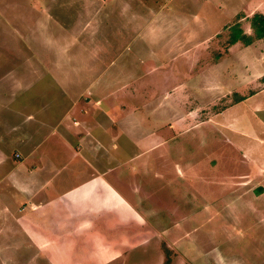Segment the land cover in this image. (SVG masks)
<instances>
[{
  "label": "rangeland",
  "instance_id": "1",
  "mask_svg": "<svg viewBox=\"0 0 264 264\" xmlns=\"http://www.w3.org/2000/svg\"><path fill=\"white\" fill-rule=\"evenodd\" d=\"M259 16L264 0H0V121L22 120L36 92L56 109L61 93L70 107L102 104L111 119L107 154L92 161L108 184L87 205L96 223L71 221L54 260L84 264L92 250L108 248L110 232L129 225L111 217L102 229L100 215L123 201L139 203L154 232L127 256L108 257L117 264H264V39L252 25ZM95 70V81L83 76ZM90 171L84 166L80 178ZM3 212L0 264H57Z\"/></svg>",
  "mask_w": 264,
  "mask_h": 264
},
{
  "label": "crops",
  "instance_id": "2",
  "mask_svg": "<svg viewBox=\"0 0 264 264\" xmlns=\"http://www.w3.org/2000/svg\"><path fill=\"white\" fill-rule=\"evenodd\" d=\"M121 32L124 31L120 30L119 33ZM80 59L89 64L94 63L87 58L75 57V60ZM95 72L94 74L92 71L84 72L83 76L95 81L99 71ZM50 92L54 93L52 90ZM61 95H63L60 99L62 103L59 102L60 106H63L61 109H56L57 105L45 101V95L36 92L33 104H26L27 106L21 110L22 120L15 124L0 121V126L5 132L0 135V207L10 216H5L3 212V217L17 224L22 237L31 239L32 247L45 256H51L50 261H56L57 264L59 260L53 259L58 257L57 241L68 238L64 234L70 228L69 223L71 221L79 225L96 223L95 219L89 218L90 211L87 210L91 207L87 205L97 203L98 195H94L93 192L107 193L108 184L106 186L104 179L106 177L104 173L107 171H98L92 161L99 159L96 160L97 165L99 164L98 161L107 154L104 143L113 135L108 128L111 122L108 110L102 104L100 107L97 103L93 105L92 102H87L84 106L73 103L70 107L71 104L66 102L67 95L65 93ZM55 116L56 120L53 119ZM9 130L11 131L8 132ZM113 138L117 140L119 137ZM10 145L16 146L14 154L11 155L8 154ZM89 145L94 147L89 148ZM56 153L59 154L58 162ZM60 153H63V157ZM95 154L97 156H94ZM84 166H92L93 169V173L90 171L88 176L86 175L88 178L85 179V176L80 178ZM73 173L77 180H82L79 184H72ZM98 181L104 191L94 187ZM7 182L9 185L4 188L3 185ZM73 185L81 187L69 188ZM120 188L118 185V189ZM77 191L80 194L75 195ZM24 200L27 203H18ZM122 203L120 201L111 203L107 219L104 216L106 212L101 213L100 218L102 223L104 222L102 229L105 224L112 222L111 217L117 221H125L129 227L127 229L120 227L118 234L110 232L115 240L107 238L108 248H99L98 244L99 251L92 250L89 254L85 252L89 258L84 264L95 262L117 264L115 259L108 257H114L115 253H118L115 256L124 254L127 256V252L139 244L140 236L152 235L154 232L149 230L150 222H145L147 220L145 212L140 210L139 203ZM180 223L183 224L184 220ZM89 230L93 232L94 227L90 226ZM90 237L95 236L91 234ZM96 239L101 241V238ZM111 241L114 243L113 250ZM122 247H125L126 251H120Z\"/></svg>",
  "mask_w": 264,
  "mask_h": 264
},
{
  "label": "trees",
  "instance_id": "3",
  "mask_svg": "<svg viewBox=\"0 0 264 264\" xmlns=\"http://www.w3.org/2000/svg\"><path fill=\"white\" fill-rule=\"evenodd\" d=\"M252 25L255 31V39H264V18L259 16V19L255 17L252 21ZM242 34V31L239 30V33L236 32L233 38V43H236Z\"/></svg>",
  "mask_w": 264,
  "mask_h": 264
}]
</instances>
